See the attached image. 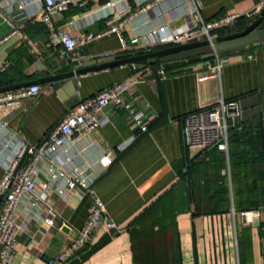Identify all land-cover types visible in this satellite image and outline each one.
<instances>
[{"label":"crops","instance_id":"crops-1","mask_svg":"<svg viewBox=\"0 0 264 264\" xmlns=\"http://www.w3.org/2000/svg\"><path fill=\"white\" fill-rule=\"evenodd\" d=\"M7 1L11 0H0ZM83 1V7L71 5L55 14V27L73 38L97 35L107 29L106 16L110 15L124 21L122 37H138L134 48L121 54L118 34L109 33L77 45L68 56H62L61 47L51 45L46 27L40 22L32 24L41 12L39 8L36 16L27 14L26 23L17 24L12 18L20 35L12 36L18 38V43L0 62V66L9 62V67L0 72V87L46 77L33 68L37 61L51 75H57L67 70L68 59L89 62L106 53L129 57L167 48L150 46L148 31L163 23L172 29L186 24L182 5L186 0ZM200 2L201 16L206 21L224 15L239 16L233 28L223 34L243 28L264 6V0ZM142 4L150 7L138 13ZM11 12L12 8L5 14L10 17ZM133 13L136 15L128 19ZM9 31L0 17V41ZM207 52L172 56L158 66L148 62L141 71L128 64L109 67L83 74L74 83H55L57 88L38 85V96L0 110V122L6 123L8 134L34 147L69 109L115 83L128 86L122 97L124 103H132L135 110L149 106L146 132L131 127V115L125 108H111L109 122L94 132L105 151L133 136L135 139L114 154L94 185L105 207L102 224L87 245L62 264H264V212L248 223L239 213L264 207V44L219 52L218 56L226 61L218 74L209 70L213 59H201ZM247 55L252 58L247 59ZM221 100L238 104L241 124L248 131L245 139L249 150L236 156L237 164L231 169L227 152L210 149L192 157L183 144L184 118ZM255 122L259 134L247 128ZM7 154L3 150L0 157ZM243 156L251 161L245 168L239 165ZM225 180L229 202L219 191ZM45 200L56 213L52 227L43 223L42 207L36 210V217L24 206L15 215L18 231L12 264H47L71 244L88 219L87 197L70 194L66 201L50 192ZM109 221L117 226L116 230L106 228Z\"/></svg>","mask_w":264,"mask_h":264},{"label":"built area","instance_id":"built-area-1","mask_svg":"<svg viewBox=\"0 0 264 264\" xmlns=\"http://www.w3.org/2000/svg\"><path fill=\"white\" fill-rule=\"evenodd\" d=\"M98 1V0H92ZM164 0H154L160 3ZM15 3L25 8L28 15L36 16L32 24L40 22L46 27L51 45L61 47V55L68 56L77 45H85L105 34L117 33L119 36L120 53L134 48L138 37L130 40L121 36L122 19L106 16L107 29L97 35L86 34L73 38L68 33L55 27L53 16L62 13L71 5L84 6L83 0H11L0 2V17L10 27L0 45L12 36L20 35V30L9 15L5 14ZM112 4H107L110 7ZM186 24L184 27L170 28L168 23L148 31L149 45L154 47H173L186 45L203 40L211 41L216 33L226 32L233 28L239 16L224 15L212 20H204L201 16L200 0H186L182 3ZM181 5V6H182ZM149 4H142L137 12L149 9ZM136 13L129 14L128 19ZM250 17V16H249ZM116 57V54L106 53L100 58ZM251 59V55H247ZM225 59L215 53L209 70L218 74ZM9 67V62L0 66V72ZM136 71L135 65H131ZM128 90L124 82L115 83L69 109L60 121L54 125L47 136L36 146L31 147L24 140L8 134L6 123L0 122V156L3 150L8 154L0 157L2 176L0 179V264H12L15 256L17 226L15 215L25 207L27 212L36 217L35 212L42 207L45 214L42 221L52 227L56 217L54 209L47 205L45 196L53 192L63 200H68L70 194L87 197L90 201L89 215L84 226L79 230L71 244L57 253L47 264H62L77 251L85 247L95 230L103 222L105 207L95 192L94 185L99 173L108 166L116 152L123 151L135 139L126 140L114 149L101 150L94 138V132L109 122L110 109L125 108L131 115V127L146 132L148 130V105L135 110L132 103H124L123 95ZM41 93L38 85H31L16 90L0 93V110L11 109L21 104L25 99L33 98ZM241 112L235 101L221 100L217 105L192 113L184 118L182 136L183 144L189 155L197 157L216 147L227 152L228 137L231 132H239L242 128ZM43 178V180L41 179ZM264 207H256L240 211L245 223L252 218H259ZM108 230H116L117 226L109 221L105 224ZM264 259V247L262 248Z\"/></svg>","mask_w":264,"mask_h":264},{"label":"water","instance_id":"water-1","mask_svg":"<svg viewBox=\"0 0 264 264\" xmlns=\"http://www.w3.org/2000/svg\"><path fill=\"white\" fill-rule=\"evenodd\" d=\"M27 10L20 8V4L15 3L12 7L10 17L17 24H23L28 21ZM18 43V38L11 37L6 42L0 45V62H2L10 52L13 45ZM264 44V6L258 15H255L249 19L247 24L236 31L228 32L221 35L212 37L211 41L203 40L186 45L167 47L155 51L138 52L129 57H109L101 58L98 60H92L89 62H78L77 60L66 61V71L51 75L50 71L40 61L33 64V68L36 71L45 73L47 76L37 80L20 82L17 84L0 87V93L4 91L16 90L31 85H43L48 84L57 88L60 81H73L83 74L99 71L109 67H116L121 65H135L137 71L144 70L150 64L159 65L161 61L170 59L172 56L181 57L188 56L197 50H208L207 53L201 55L202 60L213 59L215 53L236 49L244 46L262 45Z\"/></svg>","mask_w":264,"mask_h":264},{"label":"trees","instance_id":"trees-1","mask_svg":"<svg viewBox=\"0 0 264 264\" xmlns=\"http://www.w3.org/2000/svg\"><path fill=\"white\" fill-rule=\"evenodd\" d=\"M219 33L223 34L224 32H219ZM247 128L253 129L255 134L260 133L257 122L253 123V127L249 126ZM247 135H248V131H247L246 127L243 125H242V128L239 132L233 131L230 133V135L228 137V150H227L230 169L232 166H235L237 164L236 163V156L237 155H243V154L247 153V151L249 150L247 148L249 144H248L247 140L245 139V137ZM210 149L219 151L216 147H213ZM249 162L251 163L250 160L246 159L243 156V162L239 165L241 167L245 168V167H248L250 165V164L248 165ZM219 189H220L219 190L220 193H222L224 198H225L224 201L229 202V191H228L226 180H225V185L221 186ZM252 208H256V207H252ZM252 208H249V209H252ZM142 217H144V216H142Z\"/></svg>","mask_w":264,"mask_h":264}]
</instances>
